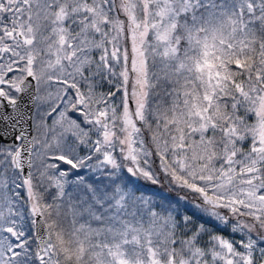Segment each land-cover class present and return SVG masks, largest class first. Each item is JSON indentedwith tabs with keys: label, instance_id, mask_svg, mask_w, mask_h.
<instances>
[{
	"label": "snow or ice",
	"instance_id": "1",
	"mask_svg": "<svg viewBox=\"0 0 264 264\" xmlns=\"http://www.w3.org/2000/svg\"><path fill=\"white\" fill-rule=\"evenodd\" d=\"M0 264H264V0H0Z\"/></svg>",
	"mask_w": 264,
	"mask_h": 264
}]
</instances>
